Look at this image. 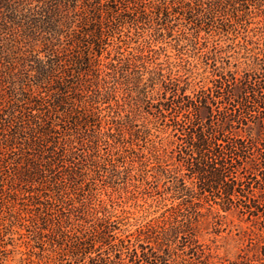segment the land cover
Instances as JSON below:
<instances>
[{"label":"rangeland","instance_id":"1","mask_svg":"<svg viewBox=\"0 0 264 264\" xmlns=\"http://www.w3.org/2000/svg\"><path fill=\"white\" fill-rule=\"evenodd\" d=\"M53 1L48 5L57 6L55 19H64H60L61 34L54 41L51 60L43 45L50 36L45 35L46 25L37 22L35 39L24 44L21 35L27 19L14 23L9 12L0 11V264H124V257L112 261V254L107 260L103 241L96 239L90 247L93 231L102 232L107 222L115 227L114 244L134 241L164 208L154 202L152 188L141 194L142 168L136 153L148 158L149 143L135 140L136 128L115 131L114 121L124 119L128 100L124 87L115 83H124L120 77L128 75L117 72L119 61L122 66L151 45L158 63L180 65V76L187 62L193 63L185 65L189 69L201 63L196 64L200 85L207 82L213 64L204 66L206 53L217 54V66L222 61L230 72L241 74L256 59L264 60V4L257 8L253 0L234 8L226 0L217 16L230 25L222 28L217 23L209 35L201 32L193 49L195 31L189 26L194 24L187 25V16L174 15L172 10L170 25L179 26L168 36L171 31L165 30L160 18V25L151 21L149 6L154 0ZM21 3L13 0L14 6ZM46 3L34 1L27 7L37 11ZM142 11L148 19L142 20ZM100 20L109 44L95 55L98 61L91 67L75 68L69 53L79 51V42L72 39L73 31H87ZM90 34L86 40L91 43ZM109 88L116 89L112 97L107 96ZM82 114L86 125L74 124L73 118ZM158 183L151 185L162 187V179ZM247 226L229 216L219 236L214 234L217 227L207 225L198 242L209 246L214 263L241 264V250L252 247L242 239Z\"/></svg>","mask_w":264,"mask_h":264},{"label":"trees","instance_id":"2","mask_svg":"<svg viewBox=\"0 0 264 264\" xmlns=\"http://www.w3.org/2000/svg\"><path fill=\"white\" fill-rule=\"evenodd\" d=\"M21 1L19 8L21 4L14 6L13 0H0V11L9 12L14 23L21 17L27 19L21 35L24 44L35 39L37 22L46 25L48 33L45 35L50 36L44 39L46 44L43 45L51 60L54 41L57 42L61 34L60 19L64 17L55 19L57 6L48 5L53 0H45L44 8L37 11L27 6L44 0ZM252 1L230 0V3L236 8L237 4L248 5ZM226 2L193 0L196 8H192L189 0H154L149 6L150 14L154 15L151 21L160 25V18L165 30L171 31L168 36H172L174 28L179 26L178 23L170 25L172 10L174 15H186L187 25L194 24L189 27L195 31L192 48L196 49L199 44L196 38L201 32L209 35L213 28L217 29L215 25L222 28L230 25L217 16ZM255 2L257 8L264 4V0ZM110 7L116 10L113 3ZM141 16L142 20L149 18L145 11ZM86 20L82 17V22ZM102 26L100 20L87 31L72 30V39L79 42V51L74 49L69 53L72 63L77 65L75 68L91 67L98 61L96 58L103 46L109 44V36ZM89 32L91 43L86 40ZM82 33H86V37L82 38ZM89 43L93 49H89ZM150 47L138 50L137 55L127 58L122 66V60L118 63L117 72L128 75L120 77L124 83L118 80L115 83L124 87L123 95L128 100L124 104L127 106L124 119L114 122L118 134L136 128L132 132L135 140L149 143L148 158L136 153L142 168L140 178L144 193L141 194L146 195V188H152L157 197L154 202L163 206L164 211L141 230L134 241L118 240L114 244L112 230L115 227L105 222L102 232L91 233L90 247L95 246L96 239L103 241L107 260L112 254V261L124 257V264H223L213 262L209 246L199 244V234L204 226L210 225L217 227L214 234L219 236L224 230L223 221L236 216L240 223L248 224L242 239L252 246L241 250L239 259L244 260L241 264L251 263L249 259L254 264H264V60L256 59L251 69L238 74L230 72L227 63L222 61L217 62L220 64L217 66V54L206 53L202 56L204 66L206 62L213 64L209 66L207 82L200 85L196 82V76L200 75L196 64L201 63L189 69L185 65L193 63L186 61L182 67L185 74L180 76V65L167 61L158 63L157 50ZM106 92L112 97L116 89L109 88ZM81 116L73 118L74 124L79 122L80 126L84 122L82 126H85L86 116ZM161 179L162 187H152V183ZM259 249L263 254L258 253Z\"/></svg>","mask_w":264,"mask_h":264}]
</instances>
